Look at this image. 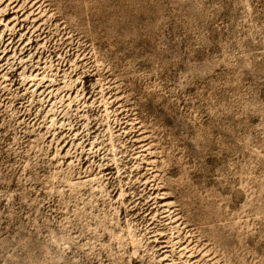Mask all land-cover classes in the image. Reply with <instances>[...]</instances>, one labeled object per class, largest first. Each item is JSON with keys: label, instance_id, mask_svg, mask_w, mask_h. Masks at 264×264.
<instances>
[{"label": "rangeland", "instance_id": "obj_1", "mask_svg": "<svg viewBox=\"0 0 264 264\" xmlns=\"http://www.w3.org/2000/svg\"><path fill=\"white\" fill-rule=\"evenodd\" d=\"M0 264H264V0H0Z\"/></svg>", "mask_w": 264, "mask_h": 264}]
</instances>
